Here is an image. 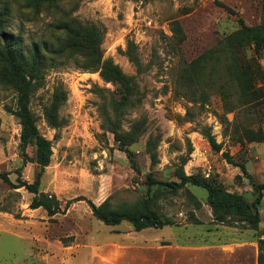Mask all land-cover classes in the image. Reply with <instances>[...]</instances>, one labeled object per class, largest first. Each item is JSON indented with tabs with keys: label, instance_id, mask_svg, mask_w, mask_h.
<instances>
[{
	"label": "rangeland",
	"instance_id": "1",
	"mask_svg": "<svg viewBox=\"0 0 264 264\" xmlns=\"http://www.w3.org/2000/svg\"><path fill=\"white\" fill-rule=\"evenodd\" d=\"M7 4L4 30L20 33L26 50L33 40L51 39L55 13L103 27L104 57L132 78V94L118 111L125 87L106 81L100 70L83 69L74 59L50 66L30 102L40 133L52 143L51 162L42 168L34 147L21 152L16 92L0 84V174L9 179L0 178V264H162L175 257L184 259L179 264H258L264 197L257 230L238 219L219 221L207 189L193 184L156 188L152 208L174 223L162 228L106 225L90 203L107 200L117 209L142 202L149 175L180 181V171L254 200L253 183H264V82H258L263 92L255 106L241 105L237 96L229 106L217 91L206 102L192 100L197 95L177 78L187 63L240 29L239 18L260 24L264 0H66L57 9L0 0V9ZM176 22L182 41L173 32ZM243 52L264 71L253 44ZM58 94L64 100L53 126L45 107ZM134 137L124 144L129 158L120 140ZM27 185L60 210L50 215L32 208L35 193Z\"/></svg>",
	"mask_w": 264,
	"mask_h": 264
},
{
	"label": "trees",
	"instance_id": "2",
	"mask_svg": "<svg viewBox=\"0 0 264 264\" xmlns=\"http://www.w3.org/2000/svg\"><path fill=\"white\" fill-rule=\"evenodd\" d=\"M23 1L35 8L48 5L57 9L66 0ZM11 9L10 4L0 9V84L16 92L17 109L14 114L22 125L19 144L21 152L26 156L28 147H34L33 160L43 168L51 162L52 143L40 133L30 102L34 93L41 87L47 69L52 65L65 64L74 59L83 69L100 70L106 81L125 87L126 91L121 101L115 102L116 110H120L128 102L132 94V78L127 76L112 58L104 57L101 47L105 33L103 27L95 23L83 24L69 14L66 16L61 14L58 17V13H55V19L50 25L51 39H42L40 42L33 40L29 50H26L20 33L4 30L7 26L5 22L7 23L11 17ZM239 22L240 29L191 60L178 75V85L185 86L194 96L197 95L191 97L192 100L206 102L209 99V92L217 91L224 103L229 106L232 99L229 98L233 96L241 100V105L257 104L254 100L262 91L257 85L258 82H264V71L255 58L245 59L243 51L246 45L253 44L256 55L264 57V19L260 24L252 26L247 25L242 18H239ZM173 32L180 41L184 40V30L180 23L176 22L173 25ZM183 94L186 96L187 93ZM63 100L64 98L58 94L53 102L45 107L48 121L53 126L59 124L58 109ZM208 136L211 146L215 150H221L222 144L218 143L214 136L210 134ZM135 140V137L120 140L121 148L127 151L129 158L132 153L124 144L131 145ZM225 156L229 157L227 152ZM242 168L245 170L243 165ZM178 176L180 181L164 182L157 181L149 175L148 194L144 201L117 209L112 208L107 200L100 205L90 203L93 214L106 225H119L123 221H129L137 231L148 227L162 228L173 225L170 219H164L152 208L156 188L177 191L188 184H193L207 189L208 203L219 221L231 223L238 219L248 223L253 229H259L264 183H253L255 198L249 202L245 196L229 192L220 182L204 180L198 174L187 175L182 171ZM0 178L9 180L4 174H0ZM27 188L35 193L31 202L32 208L44 207L50 215L60 210L58 202L47 194L40 193L36 185H27ZM258 247L260 251L258 264H264V230L258 238Z\"/></svg>",
	"mask_w": 264,
	"mask_h": 264
},
{
	"label": "crops",
	"instance_id": "3",
	"mask_svg": "<svg viewBox=\"0 0 264 264\" xmlns=\"http://www.w3.org/2000/svg\"><path fill=\"white\" fill-rule=\"evenodd\" d=\"M112 226H115V225H112ZM170 260H172V261H170ZM174 260V261H173ZM182 260H184V259H182V258H178V257H175L174 259H164V261H162V264H165V263H175V264H179V263H181L182 262Z\"/></svg>",
	"mask_w": 264,
	"mask_h": 264
}]
</instances>
